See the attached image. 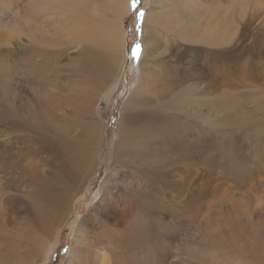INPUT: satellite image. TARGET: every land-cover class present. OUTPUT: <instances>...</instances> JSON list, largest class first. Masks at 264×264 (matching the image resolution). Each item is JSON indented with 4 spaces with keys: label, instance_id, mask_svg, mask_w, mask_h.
Returning <instances> with one entry per match:
<instances>
[{
    "label": "rangeland",
    "instance_id": "obj_1",
    "mask_svg": "<svg viewBox=\"0 0 264 264\" xmlns=\"http://www.w3.org/2000/svg\"><path fill=\"white\" fill-rule=\"evenodd\" d=\"M154 1L139 0L133 10L130 0H123L124 11L117 18L123 49L120 72L113 82L96 92L92 112L104 134H101L105 141L100 154L102 162L103 154L111 146L110 139L114 137L120 107L138 85L140 62L145 57L144 20L152 9L182 6L181 3L193 5L192 11L182 10L191 15L201 14L199 22L206 21L209 27L206 34H218L222 41L215 45L197 42L195 38L187 41L172 35L170 30L164 29L167 33L161 31L164 25L161 26V35H167V40L164 39L167 48L166 53H159L158 59L172 64V76H175L168 81L176 85L174 88L184 84L189 86V83L197 91L201 85L205 87L203 92H191L187 96L210 103L195 105L191 111L192 123L208 129V135L200 137L206 148L211 147L218 153L215 140L221 133L231 135L230 131H234L243 152L249 151L257 136L253 132L245 134L239 127L243 123L249 128L253 120L263 116L261 109L251 108L256 93L264 88V0H165L161 4L163 8L156 6ZM30 3L31 0L0 1V63L7 64L12 71L10 84L13 89L16 87V104L29 97L26 75L16 69V63L26 61L31 41L34 49L41 52L61 48L62 29L70 23L68 17H63L64 11H52L39 13L36 25H33ZM138 12L143 15L138 16ZM35 28L42 31L36 39H31V30ZM17 79L20 84L16 83ZM221 87L236 88V101L239 104L246 101V107L226 112L218 105L221 109L215 110L214 102L225 101L216 94ZM243 93L248 94V98H244ZM226 115L229 118L238 116V119L233 118L231 122ZM2 118L0 155L10 146L20 150L23 140L29 138L21 130L16 133L6 120L5 123L1 121ZM220 129L225 131H218ZM192 133V138L197 137L196 131ZM40 159L36 161L40 162ZM190 163L187 170L181 167L180 161L166 165L168 174L162 173L160 182L161 199L153 207L143 206L141 216L146 222V236L142 246L134 248L136 243L131 238L133 242L130 241L127 248V253L135 258L131 260L132 264H264V183L258 186L254 180L257 176L263 180L264 176L254 173L255 176H251L254 179L245 177L237 181L231 177V172H222L220 165H208L206 158L194 155ZM103 172L101 163L97 175L85 185V190L72 198L61 221L46 231L34 222L29 204L20 198H12L15 193L11 188L16 184L18 171L13 167L4 171L0 166V264H74L68 261L74 248L73 253L101 252L103 234L112 236L116 242L122 228L108 229L96 209L101 197L98 188L103 181ZM116 181L122 190L132 193L147 192L149 188L143 181L130 185L129 178ZM132 224L133 220L125 226L129 236L133 235V227H137V223ZM32 237L36 242L31 240ZM231 241H236V246ZM107 251L112 252V248Z\"/></svg>",
    "mask_w": 264,
    "mask_h": 264
},
{
    "label": "bare ground",
    "instance_id": "obj_2",
    "mask_svg": "<svg viewBox=\"0 0 264 264\" xmlns=\"http://www.w3.org/2000/svg\"><path fill=\"white\" fill-rule=\"evenodd\" d=\"M164 1L154 2L161 8ZM181 5L152 9L144 20L145 57L140 62L138 85L120 107L114 137L110 139L109 150L103 154V162L100 154L105 141L92 112L96 92L113 82L120 72L123 49L117 18L124 11L123 0H31L33 25H36L39 13L52 11H64L63 17H68L70 23L62 29L61 48L41 52L34 49L31 41L26 61L16 63V69L26 75L29 92V97L22 103H15L16 87L13 89L10 84L12 71L7 64L0 63L1 121L5 123L6 120L16 133L21 130L29 137L28 141L23 140L20 150L10 146L7 152L4 151L0 155V166L4 171L11 167L18 171L16 184L11 188L15 193L12 198H20L30 205L34 222L41 229L48 231L61 221L72 198L85 190V185L97 175L103 163V181L98 188L101 197L96 209L108 229L122 228L121 236L114 242L112 236L103 234L104 241L100 242L105 249L101 252L73 253L74 248L68 259L70 263L132 264L131 260L135 258L127 253V248L131 238H134L131 242L136 243L134 248L142 246L146 236V222L141 216L143 206L153 207L161 199L160 182L162 173L168 174L167 164L180 161L181 167L187 170L190 160L198 155L206 158L208 165H220L225 174L231 172V177L237 181L253 178L254 173L264 176V88L256 93L251 108L261 109L263 116L253 120L249 128L243 123L239 127L245 134L253 132L257 136L253 148L243 152L238 137L230 131L231 135L221 133L215 140L219 146L216 153L211 147L206 148L200 139L208 135V129L191 121L195 105L210 103L192 100L187 94L203 92L205 87L201 85L197 91L189 83V86L184 84L174 88L176 85L168 81L174 75L173 65L158 59L159 53H166L167 48L164 46L167 35H161V26L164 25L161 31L170 30L172 35L187 41L195 38L197 42L209 45L222 41L218 34H206L209 27L206 21L199 22L201 14L191 15L182 10L189 11L193 5ZM40 31L32 29L30 38L36 39ZM63 60L66 61L58 66ZM16 83L21 82L17 79ZM216 94L225 101L214 102L215 110L221 109L218 105L226 112L246 107V101L240 104L236 101V88L221 87ZM241 95L248 98V94ZM233 118V115L229 118L231 122ZM237 119L238 116L235 121ZM193 131L198 133L197 137H191ZM160 142L165 144H158ZM200 147L204 149L200 150ZM39 159L40 162L36 161ZM128 178L130 185L132 182L146 183L147 192L122 190L116 179L121 182ZM254 180L258 186L264 183V177L261 180L257 176ZM162 183L170 186L167 182ZM131 220L133 224L137 223V227H133L134 236H129L125 229ZM31 240L36 242L34 237ZM32 241L30 245H33ZM231 243L236 246L237 242ZM108 248H112V252L107 251Z\"/></svg>",
    "mask_w": 264,
    "mask_h": 264
},
{
    "label": "snow or ice",
    "instance_id": "obj_3",
    "mask_svg": "<svg viewBox=\"0 0 264 264\" xmlns=\"http://www.w3.org/2000/svg\"><path fill=\"white\" fill-rule=\"evenodd\" d=\"M138 2H139V0H130V5H131V7L133 8V10L136 9V5L138 4ZM137 15H138V16H142L143 13H142V12H138ZM136 48H137V50H138V49H139V46L137 45Z\"/></svg>",
    "mask_w": 264,
    "mask_h": 264
}]
</instances>
